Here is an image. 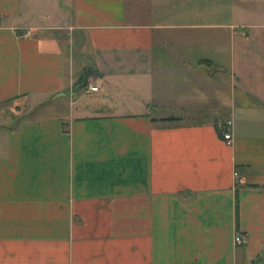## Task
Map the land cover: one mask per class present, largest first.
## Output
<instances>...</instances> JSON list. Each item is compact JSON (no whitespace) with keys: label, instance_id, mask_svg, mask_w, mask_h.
Listing matches in <instances>:
<instances>
[{"label":"crops","instance_id":"crops-1","mask_svg":"<svg viewBox=\"0 0 264 264\" xmlns=\"http://www.w3.org/2000/svg\"><path fill=\"white\" fill-rule=\"evenodd\" d=\"M38 1L0 0V264L264 258V0Z\"/></svg>","mask_w":264,"mask_h":264},{"label":"rangeland","instance_id":"rangeland-1","mask_svg":"<svg viewBox=\"0 0 264 264\" xmlns=\"http://www.w3.org/2000/svg\"><path fill=\"white\" fill-rule=\"evenodd\" d=\"M41 1L44 0H39L38 3H40ZM72 52H75V50L73 49ZM75 55L77 53H74ZM74 55V56H75ZM85 64H87V61L85 62ZM84 74V71H83ZM82 75H80V77L76 80L75 86L77 89H79V95H87L89 94L87 91V87H86V81H85V77ZM37 102H39V100H34V101H27L24 102L22 104L19 105H15L12 109L7 110V113H10L11 115H13L12 117V122L10 123V125H15V123H18L20 121H24V120H31V119H35L37 117V109L40 107V105H37ZM55 109L57 108V105ZM213 108H211V110H214L215 112H219L220 115H224L222 111H224L223 109L219 108L218 106H212ZM49 107V108H43L41 110V113H49V114H54L56 113V110ZM151 115L158 117L159 115H162L163 113H160L158 110L151 108L150 110ZM212 114H214L213 112L209 115L212 116ZM216 116V114H215ZM168 117H174L173 115H169ZM166 118V117H165ZM214 118V117H213ZM162 119V118H161ZM215 120V119H214ZM160 121V120H159ZM195 120L193 119H188V117H185L184 120L182 121L183 123H193ZM251 264H264V258H259V259H255L253 260V262Z\"/></svg>","mask_w":264,"mask_h":264},{"label":"built area","instance_id":"built-area-1","mask_svg":"<svg viewBox=\"0 0 264 264\" xmlns=\"http://www.w3.org/2000/svg\"><path fill=\"white\" fill-rule=\"evenodd\" d=\"M87 90H94V87L88 84ZM220 128H221L222 139L229 141L231 138V134H230V130H229L230 129V121L229 120L223 121L220 124ZM233 242L235 245H243L245 242V238L243 237V235H241L239 233H235L233 236Z\"/></svg>","mask_w":264,"mask_h":264},{"label":"trees","instance_id":"trees-1","mask_svg":"<svg viewBox=\"0 0 264 264\" xmlns=\"http://www.w3.org/2000/svg\"><path fill=\"white\" fill-rule=\"evenodd\" d=\"M176 117H166L160 119V121H173L176 120ZM236 190V189H235ZM233 215H234V224L237 226V201H236V192H235V201H234V207H233Z\"/></svg>","mask_w":264,"mask_h":264}]
</instances>
